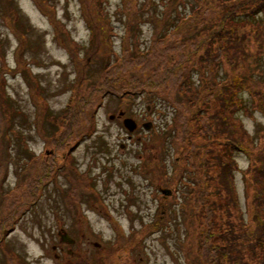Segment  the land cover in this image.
Returning a JSON list of instances; mask_svg holds the SVG:
<instances>
[{"label": "rangeland", "instance_id": "1", "mask_svg": "<svg viewBox=\"0 0 264 264\" xmlns=\"http://www.w3.org/2000/svg\"><path fill=\"white\" fill-rule=\"evenodd\" d=\"M0 1V49H4L0 61L12 68L2 72L11 102L7 100L8 114L13 115L7 130L0 115V233L45 184L49 169L61 166L66 157L63 153L71 150L69 163L58 168L38 200L9 230L6 240L12 244V253L23 259L12 260L4 250L0 251L3 264H190L194 236L180 217L189 210L184 188L175 191L176 200V183L161 173L164 161L170 166V160H178L180 155L176 133L183 120L182 98L173 87L164 88L166 73L161 63L139 54L132 45L135 41L144 47L155 25L162 23L153 24L145 14L134 13L133 0H16L31 28L19 34L13 14ZM140 1L135 2L136 8ZM153 1L158 12L166 13L180 0H166L161 6L159 0ZM129 13L140 24L138 35L132 34L134 40L127 32ZM23 22H19V31ZM180 22L182 19L172 22L175 31L179 27L189 37L201 31L198 23L190 30ZM18 55L37 78L36 92L17 65ZM101 64L106 69L98 72ZM139 89L144 92L141 97L134 95ZM106 91L110 94L105 95ZM124 91L125 97H117ZM101 95L105 96L99 100ZM152 97L154 108L149 105ZM89 114L94 123L88 132ZM146 115H151L160 135L141 126ZM240 116L250 131L264 125V117L258 113L247 117L240 112ZM127 117L137 123L132 138L122 126ZM197 134L202 133L197 131L189 140L200 143ZM78 137L81 139L74 143ZM97 138L104 143H95ZM239 156V165L244 167L247 159ZM205 157L208 169L216 174L215 158L209 153ZM169 166L172 178L182 177ZM74 168L81 172H76V178L72 177ZM242 172L235 171V179L244 203ZM89 185L123 223L127 238L103 217L92 194L86 193ZM70 186L80 201L75 211L68 198H62L61 188ZM217 203L225 216V201L219 198ZM161 211L168 216L159 229L154 223L144 230L142 226ZM176 214L181 218V235L186 237L182 243L175 242L169 232L174 228L169 215ZM61 229L73 238L72 243L61 239Z\"/></svg>", "mask_w": 264, "mask_h": 264}, {"label": "trees", "instance_id": "2", "mask_svg": "<svg viewBox=\"0 0 264 264\" xmlns=\"http://www.w3.org/2000/svg\"><path fill=\"white\" fill-rule=\"evenodd\" d=\"M136 1H132L134 13L145 14L146 19L153 24L158 21L162 23L158 27L155 25L153 35L151 39L147 38L144 47H139L135 41L132 45L139 54L161 63L166 73L164 88L173 87L182 98L183 123L178 137L190 130H197L210 142L217 138L219 142L216 141L215 144L225 146L221 155L211 145L203 149L202 144L198 146L189 143L187 148V179L180 181L189 210L180 217L183 216L185 225L192 228L194 236L190 247V264H264V127H256L252 133L247 132L238 116L240 112L249 116L253 113L264 116V0H180L166 13L158 12L153 0H141L139 8L135 7ZM187 1L190 5L186 4ZM165 2L166 0H159V6ZM151 6H154L153 9ZM3 7H7L13 14V25L19 34H25V31L31 29L16 0H4ZM181 19L185 23H180L190 30L194 29L196 23L202 25L200 33L195 31L189 37L180 32L179 27L175 31L172 22ZM22 20L23 32L18 30ZM139 25L137 19L129 13L128 36L138 35ZM132 37L134 40L133 35ZM1 57H4L3 48L0 49ZM17 62L28 81L30 77L25 73V60L19 56ZM104 68L106 69L105 65L101 64L96 70L99 69L100 72ZM2 70L12 71V68L0 61V80L5 77ZM141 90L143 89L134 90V95L141 97L144 93ZM2 91L0 90V115L4 120L6 118L10 121L13 115L8 114L9 98ZM108 94L110 93L106 91L105 95ZM124 94L125 91L117 94V97H125ZM154 99L150 100L152 104L156 101ZM93 108L95 110V104ZM230 117L237 119L240 124L242 143L239 140V144L243 151L235 149V144L238 143L235 138L236 122ZM89 118L90 114L86 118V127ZM122 126L128 138L135 136V131L128 132L123 123ZM55 131L56 129L53 132ZM80 139L78 137L74 142ZM93 141L99 145L104 143V139L97 138ZM236 151L246 153L248 160L242 172L244 208L239 203L233 181L227 178L229 176L232 179V172L237 168L234 158ZM208 152H213L216 156L212 155L218 168L216 174L208 169L209 162L205 157ZM174 163L175 159L172 160V164ZM213 186L218 200L222 198L225 201V216L220 211L221 203L209 197L210 187ZM87 188L90 189L91 186ZM62 193V198H66V191ZM167 216L166 212H158L154 220L142 227L147 230L155 223L159 229ZM180 217L177 214L169 215L174 227H170L169 232L177 243H182L186 238L179 230L182 227ZM172 252L173 250L168 251L169 254Z\"/></svg>", "mask_w": 264, "mask_h": 264}, {"label": "water", "instance_id": "3", "mask_svg": "<svg viewBox=\"0 0 264 264\" xmlns=\"http://www.w3.org/2000/svg\"><path fill=\"white\" fill-rule=\"evenodd\" d=\"M123 122H124V125H125L129 130L133 129V127L135 126L134 122H133L130 118H126V119H124ZM61 238H62L63 240H66V241L72 242V239L69 238V237L67 236V234H62Z\"/></svg>", "mask_w": 264, "mask_h": 264}]
</instances>
